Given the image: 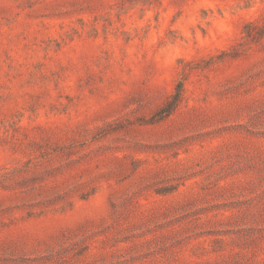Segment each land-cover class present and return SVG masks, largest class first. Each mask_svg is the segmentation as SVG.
<instances>
[{
    "label": "rangeland",
    "instance_id": "1",
    "mask_svg": "<svg viewBox=\"0 0 264 264\" xmlns=\"http://www.w3.org/2000/svg\"><path fill=\"white\" fill-rule=\"evenodd\" d=\"M0 264H264V0H0Z\"/></svg>",
    "mask_w": 264,
    "mask_h": 264
},
{
    "label": "trees",
    "instance_id": "2",
    "mask_svg": "<svg viewBox=\"0 0 264 264\" xmlns=\"http://www.w3.org/2000/svg\"><path fill=\"white\" fill-rule=\"evenodd\" d=\"M172 109V106L170 105H168L167 107H166V110H164V112L163 113H165V114H168L169 113V111Z\"/></svg>",
    "mask_w": 264,
    "mask_h": 264
}]
</instances>
